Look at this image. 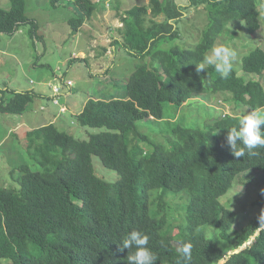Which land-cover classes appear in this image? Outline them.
Listing matches in <instances>:
<instances>
[{
    "label": "trees",
    "instance_id": "1",
    "mask_svg": "<svg viewBox=\"0 0 264 264\" xmlns=\"http://www.w3.org/2000/svg\"><path fill=\"white\" fill-rule=\"evenodd\" d=\"M8 1L7 10L0 8V34L13 35L25 23L35 32L37 24L25 16L26 0ZM63 1L67 0L49 3L54 8ZM68 1L77 9V17L70 20L74 32L101 4V0ZM184 2L185 6L181 0H148L120 17L122 27L114 42L148 61L127 78L126 98L88 99L81 106L77 124L104 133L77 141L52 122L27 132L30 165L9 171L11 176L17 173L15 188L5 183L0 187V259L7 264H128L127 256L136 249L121 252L119 246L134 230L150 237L148 247L157 264H183L185 244L191 245V264H218L226 255L206 229L230 245L232 231L234 251L259 231L251 245L223 264H264V215L234 231L235 215L221 201L240 174L254 171L264 176V149L251 157L232 155L225 136L239 127L242 117L235 114L213 119L204 129L184 127L173 116L197 98L223 96L235 111L241 106L264 107V50L255 48L241 61L243 72L262 76V83L245 82L233 73L221 78L208 64L204 71L196 68L227 23L243 22L250 34L260 30L258 1ZM202 6L207 24L200 42L193 49H161L178 35L174 25L186 10ZM34 98L32 92L0 90V117L23 115ZM169 107L174 113L165 114ZM67 112L66 108L61 114ZM152 121L162 124L157 129L164 138L161 143L140 132L141 123ZM93 156L117 173L115 183L96 175ZM179 193L188 198L186 221L181 213L171 212L166 199Z\"/></svg>",
    "mask_w": 264,
    "mask_h": 264
},
{
    "label": "rangeland",
    "instance_id": "2",
    "mask_svg": "<svg viewBox=\"0 0 264 264\" xmlns=\"http://www.w3.org/2000/svg\"><path fill=\"white\" fill-rule=\"evenodd\" d=\"M184 1L181 0L183 6L186 5ZM257 1L261 15L260 30L250 34L243 22L231 21L225 25L214 48L229 47L237 52L232 71L236 78L245 82L262 83V76L246 74L241 67L242 58L253 49L264 50V0ZM147 3L148 0H101L100 6L91 17L74 32L70 20L77 17V9L70 1H63L53 8L49 0H26L25 16L34 20L37 28L34 32L31 24L25 23L13 35L0 34V90L32 92L35 98L23 115L0 117V187L5 183L9 188H15L13 177L17 173L11 176L9 171H17L23 164L30 165L25 151L29 129L48 125L49 119L55 117L59 121L56 126L71 134L77 141H87L90 135L105 132L104 129L80 127L75 119L88 99L126 98L127 78L138 65L147 63L148 60L129 54L114 41L119 37L118 29L122 27L120 17L124 12ZM0 8L7 10L9 1L0 0ZM206 24L207 13L204 6L198 9L188 8L181 21L174 25L178 35L167 40L161 49H193L200 42ZM55 76L63 79V82L72 83L70 89L64 87L63 95L59 97V107L54 106L49 98L52 88L57 85L54 82ZM70 105L75 108V115L70 112L60 113L62 106L69 108ZM235 109V105L226 103L223 96L213 100L197 98L183 104L174 111L173 116L174 121L184 127L204 129L213 119L234 114L243 117L252 111L247 106H241L236 111ZM170 112L174 113L170 107L165 109V114ZM21 122L25 128L13 130ZM61 122L65 123V127H62ZM161 125L153 121L144 122L139 129L143 134L156 137L161 143L164 138L157 133ZM92 163L96 175L105 182L112 184L118 180L117 173L107 169L98 157L93 156ZM166 199L172 205L171 212L181 213L183 218L178 217L186 221V194H169ZM221 201L233 211V230L239 231L255 216L264 215V176L254 171L240 174L233 182L231 191ZM206 231L207 236L215 240L226 255L218 264H223L231 255L237 253L233 250L232 231L231 245L220 241L213 229ZM250 242L251 240L248 243ZM7 262L0 259V264Z\"/></svg>",
    "mask_w": 264,
    "mask_h": 264
},
{
    "label": "clouds",
    "instance_id": "3",
    "mask_svg": "<svg viewBox=\"0 0 264 264\" xmlns=\"http://www.w3.org/2000/svg\"><path fill=\"white\" fill-rule=\"evenodd\" d=\"M236 57L237 52L234 49L223 46L215 47L209 55L205 56L203 63L196 68L200 72L204 71V64L211 65L221 78L227 79L233 71ZM51 97L52 94L50 99ZM225 145L236 158L258 155V150L264 149V107L253 109L239 120L238 128L229 129L225 136ZM149 239L150 237L141 231L134 230L128 234L122 245L119 246L121 252L132 248L136 249L133 254L127 256L128 264H157L156 254L148 247ZM248 246L247 243L236 252L238 253ZM182 252L183 264H191V245L185 244Z\"/></svg>",
    "mask_w": 264,
    "mask_h": 264
},
{
    "label": "built area",
    "instance_id": "4",
    "mask_svg": "<svg viewBox=\"0 0 264 264\" xmlns=\"http://www.w3.org/2000/svg\"><path fill=\"white\" fill-rule=\"evenodd\" d=\"M54 82L57 83L56 86H54L52 88V103L55 106H59V97L61 96L63 89L65 86H67V89H70V87H72V83L67 81V82H63V79L61 80L60 77H55ZM66 111V108L63 109V107L60 108V113H64Z\"/></svg>",
    "mask_w": 264,
    "mask_h": 264
},
{
    "label": "crops",
    "instance_id": "5",
    "mask_svg": "<svg viewBox=\"0 0 264 264\" xmlns=\"http://www.w3.org/2000/svg\"><path fill=\"white\" fill-rule=\"evenodd\" d=\"M17 92H19V91H17ZM50 96H51V95H50ZM50 96H49V98H50ZM83 105H84V104H83ZM65 107H66V106H65ZM66 108H67L68 112H70L71 115H75V108H74L72 105H70L69 108H68V107H66ZM77 114H79V113H77ZM52 119H55V117L50 118V119H49V123L51 122ZM57 122H59V121L56 120V119H55L54 121H52V123H54V124H56ZM61 124H62V125H65L64 122H61ZM24 128H25V127H24V124H23V122H21V123H19L17 126H15L13 130H17V131H19V130L24 129ZM31 130H33V129H29V131H31Z\"/></svg>",
    "mask_w": 264,
    "mask_h": 264
},
{
    "label": "water",
    "instance_id": "6",
    "mask_svg": "<svg viewBox=\"0 0 264 264\" xmlns=\"http://www.w3.org/2000/svg\"><path fill=\"white\" fill-rule=\"evenodd\" d=\"M257 235H259V231H258V233H256L252 238H251V243H248L249 245H251L252 244V242H253V239L257 236ZM245 248V247H244Z\"/></svg>",
    "mask_w": 264,
    "mask_h": 264
}]
</instances>
